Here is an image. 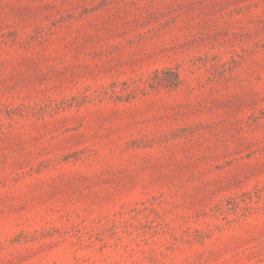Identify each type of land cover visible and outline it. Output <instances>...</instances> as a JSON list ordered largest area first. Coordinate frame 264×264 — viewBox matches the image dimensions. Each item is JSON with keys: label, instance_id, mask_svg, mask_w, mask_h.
Masks as SVG:
<instances>
[{"label": "rangeland", "instance_id": "obj_1", "mask_svg": "<svg viewBox=\"0 0 264 264\" xmlns=\"http://www.w3.org/2000/svg\"><path fill=\"white\" fill-rule=\"evenodd\" d=\"M0 264H264V0H0Z\"/></svg>", "mask_w": 264, "mask_h": 264}]
</instances>
